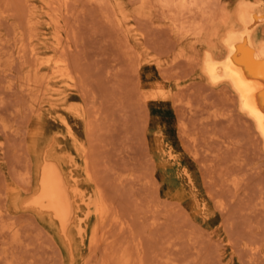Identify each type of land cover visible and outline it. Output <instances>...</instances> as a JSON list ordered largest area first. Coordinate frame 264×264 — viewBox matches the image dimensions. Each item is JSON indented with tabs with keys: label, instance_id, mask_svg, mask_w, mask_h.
<instances>
[{
	"label": "rangeland",
	"instance_id": "obj_1",
	"mask_svg": "<svg viewBox=\"0 0 264 264\" xmlns=\"http://www.w3.org/2000/svg\"><path fill=\"white\" fill-rule=\"evenodd\" d=\"M253 2L264 16V0H0V264H264V144L202 78L251 38ZM50 160L79 191L67 238L32 205Z\"/></svg>",
	"mask_w": 264,
	"mask_h": 264
},
{
	"label": "bare ground",
	"instance_id": "obj_2",
	"mask_svg": "<svg viewBox=\"0 0 264 264\" xmlns=\"http://www.w3.org/2000/svg\"><path fill=\"white\" fill-rule=\"evenodd\" d=\"M253 4L254 2L252 4L246 3L245 6V10L253 16V20L246 21L250 25L249 32L252 33L251 38H249L247 35H236L228 39L229 45L225 51L226 52L225 60L220 64L216 61L209 63L207 69H205L206 71H204L205 75L203 74L202 78L210 80L213 84H218L225 81L232 87V89L238 96L240 107L242 108L243 112L249 117V119H251L252 123H254L260 135V138L264 144V40L260 41L259 35H257L256 33V29L253 30L254 27L256 28L259 25L260 21H263L264 16L260 12H258L256 6ZM233 21L234 20L230 21L232 22L231 25L230 24L228 25L229 21L223 22L222 23L223 25L221 24L225 28V33L227 31H231V32L234 31L233 33H235L236 29L238 31L239 26L235 25ZM241 27L242 26H240V28ZM218 33L219 32H217L216 36H218ZM168 92L169 90L166 92L161 87L155 86V88L149 91V95H150L149 100L150 101L166 100L171 95ZM83 119L85 120V118ZM53 158L54 157H52V159ZM84 159L87 160L86 158ZM54 160L45 161L43 166L41 165L42 168L40 171V178L38 185L39 189L37 194H35L36 197L33 199L32 205L33 208L36 207L40 212H46L52 215L59 223L62 233L67 238V232L69 231L68 229L71 225L72 220L74 219V216L76 215L75 213H77L75 212L76 210L75 197L77 196L79 191L77 190V188H75V186L72 185V183L64 175L65 172L63 173L64 170L62 171L61 168L59 167L60 164L53 162ZM61 162L63 163V161ZM100 198L97 197L94 201L90 200V202L88 200V203H86L87 207L89 208L93 207L95 213L97 214H101L104 208L101 202L102 199ZM79 212L80 211L78 210V213ZM83 230H84L83 227L80 225V233H82Z\"/></svg>",
	"mask_w": 264,
	"mask_h": 264
}]
</instances>
